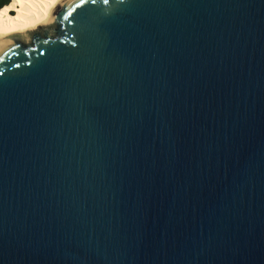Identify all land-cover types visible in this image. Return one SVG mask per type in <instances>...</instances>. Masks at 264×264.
I'll use <instances>...</instances> for the list:
<instances>
[{"label": "water", "instance_id": "water-1", "mask_svg": "<svg viewBox=\"0 0 264 264\" xmlns=\"http://www.w3.org/2000/svg\"><path fill=\"white\" fill-rule=\"evenodd\" d=\"M0 44V264H264V0H63Z\"/></svg>", "mask_w": 264, "mask_h": 264}, {"label": "bare ground", "instance_id": "bare-ground-1", "mask_svg": "<svg viewBox=\"0 0 264 264\" xmlns=\"http://www.w3.org/2000/svg\"><path fill=\"white\" fill-rule=\"evenodd\" d=\"M63 0H11L0 9V44L54 23Z\"/></svg>", "mask_w": 264, "mask_h": 264}, {"label": "trees", "instance_id": "trees-1", "mask_svg": "<svg viewBox=\"0 0 264 264\" xmlns=\"http://www.w3.org/2000/svg\"><path fill=\"white\" fill-rule=\"evenodd\" d=\"M10 2H11V0H0V9H1L3 6L9 4Z\"/></svg>", "mask_w": 264, "mask_h": 264}, {"label": "snow or ice", "instance_id": "snow-or-ice-1", "mask_svg": "<svg viewBox=\"0 0 264 264\" xmlns=\"http://www.w3.org/2000/svg\"><path fill=\"white\" fill-rule=\"evenodd\" d=\"M87 2V0H81V3H86ZM97 2V0H91V3H93V4H95ZM103 2L105 3V4H107L108 3V0H103Z\"/></svg>", "mask_w": 264, "mask_h": 264}]
</instances>
